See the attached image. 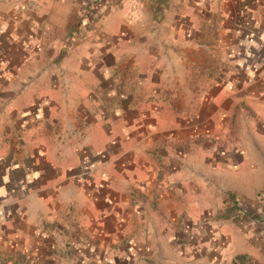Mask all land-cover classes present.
Here are the masks:
<instances>
[{"label": "crops", "instance_id": "1", "mask_svg": "<svg viewBox=\"0 0 264 264\" xmlns=\"http://www.w3.org/2000/svg\"><path fill=\"white\" fill-rule=\"evenodd\" d=\"M0 264H264V0H0Z\"/></svg>", "mask_w": 264, "mask_h": 264}]
</instances>
